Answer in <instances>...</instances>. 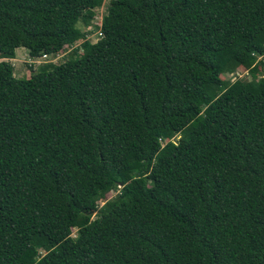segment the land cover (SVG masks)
<instances>
[{
	"label": "trees",
	"instance_id": "trees-1",
	"mask_svg": "<svg viewBox=\"0 0 264 264\" xmlns=\"http://www.w3.org/2000/svg\"><path fill=\"white\" fill-rule=\"evenodd\" d=\"M101 3L0 0V55ZM99 30L0 61V264H264V0H108Z\"/></svg>",
	"mask_w": 264,
	"mask_h": 264
},
{
	"label": "rangeland",
	"instance_id": "rangeland-1",
	"mask_svg": "<svg viewBox=\"0 0 264 264\" xmlns=\"http://www.w3.org/2000/svg\"><path fill=\"white\" fill-rule=\"evenodd\" d=\"M108 0H102V3L100 6L94 8V16L92 17L90 24L88 26L82 27L80 24L78 26L80 27L81 31L84 33V36L82 40H86L90 43L95 42L99 35L97 34L99 30V21L101 20V16L106 11ZM82 40H77L73 45L71 46H64L61 50H59L57 53L48 55L44 59H41L40 57H37L34 60V64H31L30 66L27 63V60L29 59L26 50L22 47H18L14 51V55L11 58H7L3 55H0V61H8L12 65V71L13 75L17 78H26L30 74V67L33 68V71L37 70V68L42 65L45 62H51L54 64L60 63L64 60H66L69 56L79 55L81 53V49H79L80 43ZM77 48L75 52L74 49ZM1 54V53H0ZM264 74L258 72L255 75L256 80L263 77ZM220 78L224 84V86L228 85L230 82L234 81L235 79H241V80H250L251 77L247 73L246 69L242 67L236 68L232 72H224L220 75ZM177 138V136H176ZM116 194V190L108 191L105 194V198L102 200L97 201L98 207L101 206L105 200L110 201L114 198ZM93 215V213H92ZM75 230H71V236L73 237L75 235Z\"/></svg>",
	"mask_w": 264,
	"mask_h": 264
},
{
	"label": "built area",
	"instance_id": "built-area-1",
	"mask_svg": "<svg viewBox=\"0 0 264 264\" xmlns=\"http://www.w3.org/2000/svg\"><path fill=\"white\" fill-rule=\"evenodd\" d=\"M99 26H100V21H99ZM99 26H98V27H99ZM97 34L100 35V31H98ZM45 57H46V55H42L40 58H41V59H44ZM27 63H28V65H29V64H34L35 62H34V60H31V59L29 58V59L27 60Z\"/></svg>",
	"mask_w": 264,
	"mask_h": 264
}]
</instances>
